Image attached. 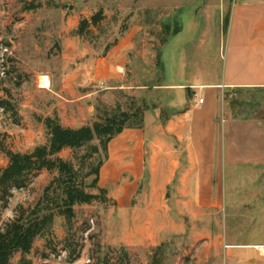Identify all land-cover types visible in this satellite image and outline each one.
<instances>
[{
  "label": "rangeland",
  "instance_id": "obj_1",
  "mask_svg": "<svg viewBox=\"0 0 264 264\" xmlns=\"http://www.w3.org/2000/svg\"><path fill=\"white\" fill-rule=\"evenodd\" d=\"M128 3L129 0H0V100H9L13 105V109L7 111L0 107V168L9 163L7 151L30 152L47 142L46 117L32 107V95L36 86L41 87L40 80L48 77V70L61 61L63 52H85L90 46L95 47L100 30L91 26L84 35H79L81 19L92 18L102 11L104 18L113 21L107 33L113 38L130 19L129 11L133 8L129 9ZM158 16L154 12L148 13L141 21L145 25L142 36L146 37V48L156 57L151 60V54L143 52L147 49L139 47V60H134L136 69L131 73L125 70V81L135 80L133 86L141 89V94L133 96L127 90H111L102 96L97 119L118 111L131 113L143 100L159 106L145 111L144 116L151 110L154 115H161V108L166 113L159 120L153 119L151 124L144 123L139 146L127 139L121 146H113L116 160H112L110 144L126 128L110 142L108 159L101 169L102 173L108 166L109 174L105 178L102 175L99 182L108 190L106 201L75 206L76 216L71 224L57 216L51 233L37 239L30 253L15 254L10 264H226L220 236L226 211L223 198L212 205L178 204L172 200V188H169L167 202L158 205L151 201L161 191L159 150L165 145L163 137L170 113L163 105L170 93L164 89V70L158 62L163 42L169 36L155 25ZM209 16L211 26L204 22L196 33L208 39V46L225 38L230 13L228 9L221 13L217 24L215 15ZM192 32L193 29L186 25L183 34L174 39V44L169 47V64L174 63L175 50L179 46L189 54L194 53L196 44L186 42L190 41ZM100 46L98 52L101 53L106 45ZM143 73L148 75L147 78ZM172 95L176 96L175 92ZM219 107L221 122L227 116H264V89L229 90ZM151 117L149 114L148 120ZM176 144L173 140L172 146ZM134 150L140 152L137 165L133 163ZM60 155L71 158L72 151L66 149ZM53 176L54 173L41 170L31 175L25 188L13 189L8 207H0V227L17 215L20 206L35 204ZM88 190L98 193L95 189ZM166 206L169 219L149 218V211L159 212ZM236 207L238 211L241 207L246 210L244 205L229 204L227 214H233L231 211ZM249 208L255 210V205H249ZM235 215L231 219L238 224L239 216ZM168 223L174 232L161 241L157 239V243L151 241L149 233L159 234ZM207 233L212 234L215 244H208ZM76 246L80 256L71 260V249Z\"/></svg>",
  "mask_w": 264,
  "mask_h": 264
},
{
  "label": "crops",
  "instance_id": "obj_2",
  "mask_svg": "<svg viewBox=\"0 0 264 264\" xmlns=\"http://www.w3.org/2000/svg\"><path fill=\"white\" fill-rule=\"evenodd\" d=\"M128 4L133 8L130 19L113 38L107 36L113 21L106 17L96 26L100 31L95 47L61 54V61L48 70L50 86L35 87L32 107L45 117H58L64 126L78 128L97 120L102 96L111 90L141 94V89L133 86L135 80L125 81V70L131 73L136 69L139 47L147 49L143 52L151 54V60L156 57L146 48L141 21L145 14H158L155 25L169 36L160 58L164 89L170 93L163 105L170 113L165 145L159 150L161 191L151 201L158 205L167 202L169 188L178 204L212 205L223 198L226 211L220 236L226 264H264V116H227L223 122L218 118L219 104L227 91L264 89V0H129ZM226 9L230 13L227 34L208 46V39L198 36L197 30L204 22L211 26L212 13L219 23ZM184 23L193 29L186 42L196 44V50L189 54L179 46L174 49V63L169 64V47L185 31ZM104 44L106 47L98 52ZM200 97L203 103L198 102ZM149 114L152 117L148 120ZM159 118L161 115L151 110L145 114L144 123ZM142 133L141 128H126L110 144L112 160L117 159L113 146H121L126 139L139 146ZM139 153L134 150V165ZM108 174L106 166L101 179ZM229 204L244 205L246 210L236 207L228 215ZM249 205H255V210L248 209ZM234 215L239 216L238 224L231 219ZM169 216L168 206L159 212L149 211L150 219L167 220ZM171 226L165 224L159 234L148 236L157 243V239L161 241L174 232ZM207 239L209 245L215 244L211 233Z\"/></svg>",
  "mask_w": 264,
  "mask_h": 264
},
{
  "label": "trees",
  "instance_id": "obj_3",
  "mask_svg": "<svg viewBox=\"0 0 264 264\" xmlns=\"http://www.w3.org/2000/svg\"><path fill=\"white\" fill-rule=\"evenodd\" d=\"M103 18V12L99 11L90 20L81 19L77 33L84 35ZM160 56L158 62L162 66ZM0 107L5 111L13 109L11 102L5 99L0 100ZM158 107L157 103L150 105L143 100L131 113L106 114L93 124L78 128L62 125L56 116L46 117L44 123L49 134L46 143L35 146L30 152L7 151L9 163L0 168L1 208L8 207L12 190L25 188L35 172L47 170L54 176L35 204L20 206L17 215L0 227V264H10L17 253H30L37 239L51 233L57 216L71 224L76 216L75 206L106 201L108 190L99 182L110 142L125 128H143L145 111ZM165 113L161 108V116ZM133 118L136 120L132 121ZM66 149L72 151L71 158L60 155ZM79 256L77 246L72 247L71 260Z\"/></svg>",
  "mask_w": 264,
  "mask_h": 264
},
{
  "label": "bare ground",
  "instance_id": "obj_4",
  "mask_svg": "<svg viewBox=\"0 0 264 264\" xmlns=\"http://www.w3.org/2000/svg\"><path fill=\"white\" fill-rule=\"evenodd\" d=\"M39 83H40V86L44 88H47L50 86V83L46 78H42Z\"/></svg>",
  "mask_w": 264,
  "mask_h": 264
},
{
  "label": "built area",
  "instance_id": "obj_5",
  "mask_svg": "<svg viewBox=\"0 0 264 264\" xmlns=\"http://www.w3.org/2000/svg\"><path fill=\"white\" fill-rule=\"evenodd\" d=\"M198 102L199 103H203L204 102V98L203 97H200Z\"/></svg>",
  "mask_w": 264,
  "mask_h": 264
},
{
  "label": "water",
  "instance_id": "obj_6",
  "mask_svg": "<svg viewBox=\"0 0 264 264\" xmlns=\"http://www.w3.org/2000/svg\"><path fill=\"white\" fill-rule=\"evenodd\" d=\"M89 20L91 19V18H88Z\"/></svg>",
  "mask_w": 264,
  "mask_h": 264
}]
</instances>
